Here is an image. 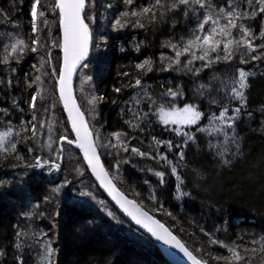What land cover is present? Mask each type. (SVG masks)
Masks as SVG:
<instances>
[{"label":"trees","instance_id":"1","mask_svg":"<svg viewBox=\"0 0 264 264\" xmlns=\"http://www.w3.org/2000/svg\"><path fill=\"white\" fill-rule=\"evenodd\" d=\"M55 3L40 0L38 11L44 16L38 18L35 35L31 28L33 0H0V135L10 132L6 149L17 144L15 153L0 151V264H20L21 259L23 264H170L155 243L111 204L74 147L63 143L59 170L50 163L35 166L37 158L42 163L61 164V156L57 159L54 151L60 147L59 139L47 152L38 130L35 137L25 130L36 113L30 100L36 95L39 82L35 77L42 76V68L48 69L52 78L54 104L61 111L64 134L67 132L65 136L74 141L57 90L56 70L62 65V54ZM153 3L87 0L92 55L76 78L75 90L89 125L95 126L102 143L101 147L96 143L100 156L110 176L118 177L116 186L167 226L202 262L245 264V260L231 259L228 248L235 246L251 264H264V254L250 251L258 248L253 241L264 243V58L252 61L250 57L264 50L246 52L241 46L232 60H221L207 68L202 67L206 60L193 59V54L202 55L197 48L184 51L187 41L197 34L202 15L215 18L219 8L227 10L229 4L250 14L259 5L256 0H208L213 7L201 9L193 4L170 12L166 8L155 10V21L131 15ZM162 11L167 12L163 19ZM124 12L129 15L124 17ZM138 19L144 27L137 26ZM117 20L123 26L117 25ZM241 23L251 28L255 45L264 43L260 37L264 14L257 13L254 19ZM37 36V52L25 48L3 63L8 55L5 48L10 52L16 39L30 44V38ZM177 51L183 53L180 64L175 63ZM216 55L211 53V58ZM241 58L250 62L241 63ZM141 64L145 67H137ZM195 69H200L199 74ZM237 69L250 73L246 106H241L236 123L241 148L224 162L209 149L203 134L196 131V140L188 144L178 137L159 119V109L195 104L206 117L198 126L204 125L212 114L233 107L223 86L238 75ZM137 79L140 86L135 85ZM169 89L179 94L175 98L165 95ZM48 110L43 108L37 115V128L49 131L51 118L42 115ZM117 133L121 134L122 146L114 135ZM133 147L147 155L132 152ZM110 156L117 160L115 164ZM72 165L78 172L75 178L68 172ZM158 172L163 176L156 175ZM82 192L91 195L83 196Z\"/></svg>","mask_w":264,"mask_h":264},{"label":"snow or ice","instance_id":"2","mask_svg":"<svg viewBox=\"0 0 264 264\" xmlns=\"http://www.w3.org/2000/svg\"><path fill=\"white\" fill-rule=\"evenodd\" d=\"M247 3H252V0H246ZM126 5H131L133 0H124ZM256 3L259 5L258 8H253L251 13L248 11H237L230 4L228 5L227 10L225 8H219V15L215 18L213 15H202L201 22L198 24V28L196 29V33L193 38L187 41V45L184 47L185 52H191L192 48H197L202 55L193 54V59H198L201 61H207V63L203 64V68L209 67L211 64L225 61L228 62L232 60L234 57V53L239 51L241 46H243L246 52H257L258 49L264 50V43H260L258 45L254 44L255 36L252 32L251 28L245 27L241 21L245 19H254L259 14H264V0H256ZM193 4L198 5L199 8L204 9L206 7H213L208 3V0H154V3L142 7L140 12L133 11L131 13L132 16L142 17L147 16L150 21L156 20V11L158 9L166 8L168 12L177 10L181 5L191 7ZM40 7V0H33V4L31 7V28L32 32L36 33L38 31V18L44 16L43 11H38ZM54 7L58 9L59 14V24L63 30V63L62 66L57 69L59 76V84H60V98L64 101V107L68 109L69 118L71 119L72 129L76 133L75 141L68 139L67 136H60V147L55 149V153L57 159L60 158L63 152V143L71 145L75 143L76 147L83 150L84 158L87 161L88 166L91 168L93 174L96 175L97 180L100 181V184L107 188L110 194H113V198L120 205L121 208L130 216L138 225H142L147 229L149 233L152 234L158 241H162L166 245H170L171 247L178 248L189 260L192 261V264H202L200 259H197L196 256L193 255L188 248L180 242L179 239L175 235H173L163 224L160 223L159 220L153 219L148 212L143 211L141 207H139L135 200L127 199L124 193L120 192L116 186L112 183V180L109 178L108 171L104 170L103 166L100 164L99 155L96 151L95 143L92 139V132L89 131L87 123L83 118V113L80 112L79 107L75 105L72 100L70 90L68 88V84L72 74L74 73L77 65L86 57L90 42V32L88 25L85 23V7L86 0H56ZM148 14H151L148 16ZM167 12H160V17L163 19L166 16ZM187 11H185V15H187ZM124 17L129 15L128 12H124L122 14ZM223 20V22H221ZM117 25H121L120 20L116 21ZM138 27H144V24L140 22L138 19L136 21ZM123 26V25H121ZM236 33H239V37L236 36ZM202 34V35H201ZM261 39H264V30L260 33ZM40 44L39 37L30 38V44L26 43L24 39H16L14 43L10 45V52L8 48H5V52L8 55H5L3 63L7 64L9 62V56L12 54H16L18 52H23L25 48H28L31 52H37V45ZM175 48L176 46L173 45ZM223 52L221 56L219 53ZM211 53H217L215 58H211ZM183 53L180 51L176 52V64H180L181 61L179 57ZM264 58V51L260 53V55H252L250 60L255 61ZM250 61L247 59L241 58V63H249ZM147 63V62H146ZM189 64L192 63V60L188 61ZM137 67L144 68L145 65H137ZM150 70V69H149ZM189 71H193V69H189ZM196 73L199 74L200 69H195ZM238 73V81L239 88H233L232 94L235 98L244 100L243 89L247 88L248 85L246 83L248 76L250 73L246 72L243 69H237ZM35 80L39 82L41 77L38 75L35 77ZM2 83V81H0ZM11 83V81H9ZM136 86L141 85V81L137 79L135 81ZM31 86V85H29ZM204 86L201 85V88ZM116 91H120V89H116ZM199 91V90H198ZM179 93L169 91L165 94L172 98H175ZM39 93L31 96L30 107L34 110L36 108V99ZM212 103H218V101H212ZM71 104V107L69 105ZM235 112L239 113L241 111L240 108H236ZM161 120L165 125H197L199 122L206 118L205 113L198 109L195 104H185L182 108H176L170 106L165 109L164 107H160L159 109ZM229 109L224 108L222 111H219L218 116L216 114H212L210 120H219L222 122H226L228 128H232L234 126L235 118L228 116ZM36 120V116L33 115L32 121ZM30 124V128H25L26 131L31 132V137H35L37 135V126L35 123L31 121L28 122ZM43 127V125H41ZM178 134H182L188 136V133H182L180 128L173 129ZM199 131H206L205 128H199ZM10 135V132H5L0 135V151H10L15 153L17 151V144L12 143L11 148H5V141L7 137ZM117 141H120L119 133L114 134ZM227 135V134H226ZM30 137V138H31ZM192 137L189 136V139ZM168 146L172 147L171 142H168ZM47 147L51 150L52 143L51 137H49V143ZM179 148V145H176ZM128 151L127 148L124 149ZM29 151H32L30 148ZM131 151L140 155L145 156L147 153L141 152L138 148H131ZM180 158L183 159V152L179 153ZM166 159V157H163ZM53 169H59L60 164L56 161H43L41 162L40 158L36 160V167H43L44 164H49ZM172 173H176V168L173 167L171 169ZM158 176H163V173H156ZM54 191H59V189H55ZM81 195L88 196L91 193L82 192ZM111 215V213H109ZM169 215H171L169 213ZM212 243H221L213 240ZM253 245H258L252 247L250 251L255 255L257 251L261 254H264V243L259 241H253ZM229 252L232 253L231 259L234 261L245 260V264H251L250 259L242 256L235 246L228 248ZM51 248L48 249L49 254H51ZM245 253L249 251L248 248L244 249ZM221 257H218L220 259ZM20 264H23V260L21 259ZM203 264H207L206 261Z\"/></svg>","mask_w":264,"mask_h":264},{"label":"rangeland","instance_id":"3","mask_svg":"<svg viewBox=\"0 0 264 264\" xmlns=\"http://www.w3.org/2000/svg\"><path fill=\"white\" fill-rule=\"evenodd\" d=\"M85 19H86V14H85ZM34 34L36 35V33H34ZM42 69H43L42 73H40V75H42L41 80L39 81V87L36 90V94L39 93V95L37 96V99H36V109H35L36 113L34 115L36 116V121H37V119H38L37 115H39L41 110L43 108H45V109L49 108L48 111H44V113H42V115H44V116L46 114H48L49 119L51 118V120H49V124H48L49 131L46 130L44 127H43V129L37 128V130L40 134L39 135L40 143H44L43 148L46 149L47 152H50L51 150H53V147H54L56 141L59 139V137L65 136L67 134V132L64 134V130L62 128V122L59 119L61 117V111L54 104V99H53L54 98V92H53V86H52V78L49 75V73L46 72V70H48V69H46V70H44V68H42ZM80 73H79V75H80ZM83 75H84V73H83ZM237 81H238V75L236 77H234L233 79L224 83V86H223L224 94L227 96L228 101L231 104H233V107L229 108V112H228L229 117L235 118L234 126L232 128H228L226 122H222L219 120H210V117L204 123V125H202L200 127L198 126L199 124H197V125H172V124H168L169 126L172 127V131H174L173 129H175V128H180L182 133H188V136H185L182 134H178L176 131H174L178 137H180V136L183 137L187 144L194 142L196 140V136H197L196 131L198 133L203 134L206 137V140H207L208 145H209V149L218 158H220L224 162H228L230 157L238 154L239 150L241 148V142H240L239 137L237 135V126H236L237 121L240 119L241 111L239 113H237L234 110L236 108H240L242 110L241 106H243V107L246 106L248 87L242 90L244 93V100L243 101L235 98L232 94V89L233 88H237V89L239 88V84L237 83ZM246 83L248 85V78H247ZM42 106H43V108H42ZM50 107H52V108H50ZM162 107H164V106H162ZM172 107H174V106H172ZM165 109H167V108H165ZM218 114H216V115L218 116ZM142 119H143V117L141 116L140 120H142ZM159 119L161 120L160 113H159ZM40 121H42V120L39 119V122ZM32 123H34V121ZM43 124H44V122L42 121V125ZM96 125H97V123H96ZM90 126L95 132V126L94 125H90ZM199 128H205L206 131H203V132L199 131L198 130ZM192 130H194V131H192ZM95 134H96V132H95ZM189 136L192 138L189 139ZM49 137H51V143H52V149L51 150L47 147V145L49 143ZM95 138H96L97 145L99 147H101L102 143L99 141L97 134H96ZM123 144L124 143H121L120 145L122 146ZM109 159L113 163L117 162V160L116 159L113 160L111 158V156L109 157ZM68 172L71 175V178H75L77 173H78L75 165H72V167L68 170ZM112 178L114 179V182H117V180H118L117 176H112Z\"/></svg>","mask_w":264,"mask_h":264},{"label":"water","instance_id":"4","mask_svg":"<svg viewBox=\"0 0 264 264\" xmlns=\"http://www.w3.org/2000/svg\"><path fill=\"white\" fill-rule=\"evenodd\" d=\"M58 10V9H57ZM86 10H87V0H86V7H85V13L84 15L86 14ZM59 11V10H58ZM85 23H86V20H85ZM87 24V23H86ZM60 31H61V46L63 45V30L62 28L60 27ZM91 36V34H90ZM92 47H93V40H92V36L90 38V42H89V47H88V52H87V55L86 57L77 65L74 73L72 74L71 78H70V81H69V84H68V88L70 90V94H71V97H72V100L74 101L75 105H77L79 107V110L80 112L83 113V111L81 110L80 108V105H79V102L76 98V90H75V82H76V78L77 76L79 75L80 71L84 68V66L89 62L90 58H91V55H92ZM61 53H62V63H63V47H62V50H61ZM62 66V65H61ZM58 96H59V99L61 101V104H62V107H63V111H64V115L68 121V124H69V128H70V131L71 133L73 134L74 136V139H76V133L75 131L72 129V123H71V119L69 118V113H68V109H66L64 107V101L60 98V84H59V80H58ZM69 107H71V104L69 105ZM83 118L85 120V122L87 123V126L89 128V131L92 132V129L88 123V120L85 116V114L83 113ZM92 139L95 143V146H96V151H97V154L99 155V161H100V164L103 166L104 170L108 171L101 156H100V152H99V149L97 148V145H96V141H95V137H94V134L92 132ZM75 141V140H74ZM72 147H74L76 150H78L83 158H84V153H83V150L76 147L75 143L71 144ZM64 156V150L61 154V159H60V168L62 166V158ZM85 160V158H84ZM86 161V160H85ZM87 163V161H86ZM88 166V164H87ZM59 168V169H60ZM89 168V171L90 173L93 175L96 183L98 184V186L101 188V190L104 192V194L106 195L107 199L111 202V204L120 212V214L127 220V222L129 224H131L134 228H136L137 230H139L141 233H143L145 236H147L148 238H150L154 243L155 245L157 246V248L159 249L160 253L162 254V256L170 263V264H192V261L189 260L178 248H174V247H171L170 245H166L164 244L162 241H158L154 236H152L151 233H149L147 231L146 228H144L142 225H138L130 216H128V214L124 211L123 208L120 207V205L116 202V200L113 198V194H110L109 190L107 188H105L104 186H102L100 184V181L97 180L96 178V175L93 174L91 168L88 166ZM58 169V170H59ZM109 173V172H108ZM109 178L112 180V183L116 186L115 182L113 181L112 177L110 176L109 174ZM116 188L122 192L117 186ZM123 193V192H122ZM125 196L127 197V199H130V200H133L132 198L128 197L126 194ZM137 205L139 207L140 204L136 201ZM141 209L143 211H146L144 210L142 207ZM147 212V211H146ZM153 219H156L158 220L157 218H155L154 216H152L150 213H148ZM161 224H163L161 221H160ZM164 225V224H163ZM165 226V225H164ZM165 228H167L170 232L171 230L165 226ZM172 233V232H171ZM173 234V233H172ZM174 235V234H173ZM176 236V235H175ZM177 237V236H176ZM177 239H179L177 237ZM180 240V239H179ZM180 242L183 244V242L180 240ZM189 250V249H188ZM190 251V250H189ZM194 255V254H193ZM195 256V255H194ZM198 259V258H197ZM203 264V262H202Z\"/></svg>","mask_w":264,"mask_h":264},{"label":"flooded vegetation","instance_id":"5","mask_svg":"<svg viewBox=\"0 0 264 264\" xmlns=\"http://www.w3.org/2000/svg\"><path fill=\"white\" fill-rule=\"evenodd\" d=\"M130 105H131V104H130V102H129V103H128V109H129V110H130Z\"/></svg>","mask_w":264,"mask_h":264}]
</instances>
